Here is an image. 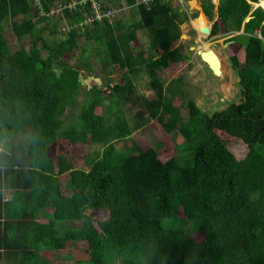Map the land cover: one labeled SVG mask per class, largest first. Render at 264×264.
<instances>
[{"label":"trees","instance_id":"trees-1","mask_svg":"<svg viewBox=\"0 0 264 264\" xmlns=\"http://www.w3.org/2000/svg\"><path fill=\"white\" fill-rule=\"evenodd\" d=\"M94 1L101 13L127 5V15L97 18L91 0H0V24L8 20L17 42L10 48L0 25V187L11 192L0 200L4 241L30 235L36 248L72 250L77 264H264V9L252 6L258 0H217L213 19L214 4L202 0L192 18L203 38L205 16L210 34L221 26L241 29L226 41L244 38L239 70L243 60L226 48L240 102L208 113L182 98L179 75L169 90L159 76L186 61L173 44L184 10L169 0ZM141 28L149 31L148 49L132 45ZM92 58L105 75L119 70L121 81L85 86L79 75L92 71ZM139 75L154 97L141 94L144 112L129 120L122 103ZM144 121L159 136L176 129L179 153L121 149ZM58 141L101 146L76 165L70 152H54ZM238 141L240 157L231 148ZM37 209L48 219L26 221ZM184 221L199 239L185 233ZM4 241L0 264L16 254L31 264L28 243L13 253Z\"/></svg>","mask_w":264,"mask_h":264},{"label":"rangeland","instance_id":"rangeland-1","mask_svg":"<svg viewBox=\"0 0 264 264\" xmlns=\"http://www.w3.org/2000/svg\"><path fill=\"white\" fill-rule=\"evenodd\" d=\"M121 1L123 2V0H120L119 2ZM169 1L173 7H177L178 5L180 9L186 12V19L178 23L179 36L173 42V44H179L182 51L187 54V58L186 61H183L182 63H180V65H175L160 70L159 76L163 83V88H165V90L171 89L173 84L170 78L174 77L175 75H179L180 79L177 82V87H179V91L183 96L182 98L184 100L187 98H192L196 105H198L202 110H205L208 113H211L221 104H228L232 101L236 102L237 100H239L240 86L237 84L238 77L235 75L233 68L231 67V64L228 60V53L226 48L229 46L230 50H232V52L235 54L237 60L242 61L244 38L240 37L233 41H226V38L232 34L241 32V29H239L238 31L223 33V29L220 26L217 34L208 33L204 38H202L207 42H205L204 45L203 43L201 45H203L205 48L210 47L214 49L221 60V73H219L218 76H215L210 72L207 66L196 54L195 49L199 47L198 45L200 43L197 40V32L192 27V24L190 22V18H193L199 12H202V0ZM210 1L214 4L212 18L215 19L216 15L214 9L217 0ZM261 2L263 4V1ZM123 8L124 9L115 11L118 17H125L127 15V8L125 6ZM205 18L207 21V25L210 27L212 20H208L206 16ZM0 25L2 26V33L7 40L8 46L10 48H13L17 45V42L10 32V24L8 23V20L2 21ZM138 31V38L132 41V45L135 49H148L149 31H146L145 28H141ZM21 41L25 43L24 40ZM81 43L82 41L79 40L80 45ZM92 61H94L92 71H82L79 75L80 79H82V82H85V86H90L91 84H97L98 86H101L106 78H108L111 83L120 80L119 70H117V72L105 75V68H101L98 61H96V58H92ZM137 77L138 79L134 80V91H132V93L130 92L129 98H126V100H124V102L122 103L124 112L129 120H133L134 118H136V114L144 112V105L142 102L143 97L141 96V94H143V96H146L147 98L154 97V94L149 91L144 84V75H141V77L139 75ZM102 89H104V87H102ZM106 92L107 90H102L103 97L104 95H106ZM177 96L178 94L173 91V98H175V103L180 102ZM79 97L80 92L79 96L77 95V98ZM180 106V114L185 118L187 114V108L184 107V105ZM95 110L98 111L97 109ZM180 144H183V142L176 129L171 131L169 134L163 133L159 136L157 130H154L145 121L143 122L142 126L133 130L128 136H126L122 139L121 142H119L121 149L128 147L129 150H133L136 148L143 149L148 146H154L159 156L163 154L168 155L170 153H179L180 148H177V146ZM100 146V143L90 144L88 142H76L73 145H69L65 144L64 142L58 141L55 145L54 152H58L59 150L70 152L72 161L76 165H83V157H85L91 150L97 147L99 148ZM231 148L235 156L237 157H240L244 154V144L240 143V141L235 142V144L232 145ZM50 151H53L52 147H50ZM64 177L65 176L63 175L61 176L62 181L64 180ZM91 215L93 217H96V213H91ZM183 227L186 230L185 233L195 238H200V236H197L196 234L198 232L195 231V229L193 230V227H190V223L188 221L183 222ZM70 255V264H77L72 253H70Z\"/></svg>","mask_w":264,"mask_h":264},{"label":"crops","instance_id":"crops-1","mask_svg":"<svg viewBox=\"0 0 264 264\" xmlns=\"http://www.w3.org/2000/svg\"><path fill=\"white\" fill-rule=\"evenodd\" d=\"M190 22L192 24V27L195 29V27L192 23V18H190ZM196 32H197V40L200 43V42H202L201 35L199 34V32L197 30H196ZM201 44L202 43H200L198 46H200ZM203 45H201V46H203ZM114 82H119V81H114ZM0 146H1V143H0ZM0 170H2L1 165H0ZM64 176L66 177V175H64ZM65 177H64V179H65ZM10 196H11V192H10L9 188L0 187L1 204L4 200L9 199ZM49 216L50 215H48L45 210L37 209L33 212V216L30 219H27L26 221H28L32 224L33 223L36 224V223H39L42 221H46ZM3 221H4V216L1 215L0 216V240L2 239L4 241L5 238L2 237L3 236V234H2ZM15 227H23V226L15 225ZM11 231L12 230H8L7 232L10 233ZM17 232H21V231L17 229L16 233ZM29 236L30 235H24L23 239L21 237H17L16 239H7V241H4L9 246L8 251H11L13 253H18L19 251H22V250H19V248H15V247L19 246L22 243H28L26 250L27 251H35V253H36V255L33 256L34 259L30 261L31 264H36V263H40V262L42 264H70V261H69L70 258L69 257L71 256L70 253L72 252V250L66 248V251H64V252H63V250H55L54 253H51L50 250H46V249L44 250L42 248H36L33 240L32 241L27 240V238ZM0 253H3V250L0 249ZM21 259H22L21 255L16 254L15 257H13L14 262L12 263L10 261V263L11 264H22ZM27 264H29V262Z\"/></svg>","mask_w":264,"mask_h":264},{"label":"water","instance_id":"water-1","mask_svg":"<svg viewBox=\"0 0 264 264\" xmlns=\"http://www.w3.org/2000/svg\"><path fill=\"white\" fill-rule=\"evenodd\" d=\"M253 4V2H252ZM259 4L254 3V6H257ZM261 6V5H260ZM249 18V15H246L244 17V20H247ZM204 32H207L206 34L209 33L210 27H203L202 28ZM239 33V32H238ZM196 50V54L198 55V57L205 63V65L207 66V68L210 70V72L215 75L218 76L219 75V70H218V66H219V59L217 57V54H215V52H213L210 49L207 50H200L198 48L195 49ZM245 64V60H243L239 65L235 66V70H239L242 66H244ZM240 102V100H237L236 103ZM227 106L226 103L219 105L216 109L219 111L223 108H225Z\"/></svg>","mask_w":264,"mask_h":264},{"label":"built area","instance_id":"built-area-1","mask_svg":"<svg viewBox=\"0 0 264 264\" xmlns=\"http://www.w3.org/2000/svg\"><path fill=\"white\" fill-rule=\"evenodd\" d=\"M80 1H84V0H80ZM73 3H74V2H71L69 5H73ZM39 4H40V0H32V5H34V6H39ZM90 5H91V7H92V13H93V16H95V17H97V18H99L101 15H109V14L112 13V12L115 13L116 10L124 9L123 7H121V8H115L114 10H108V11H106V12L101 13V12H99V10H98V8H97L98 6H97V4H96V2H95L94 0H91ZM55 10H58V9H55ZM53 11H54V10H53ZM50 12H52V9H51ZM90 19H91V17L89 16V17L87 18V20H90Z\"/></svg>","mask_w":264,"mask_h":264},{"label":"bare ground","instance_id":"bare-ground-1","mask_svg":"<svg viewBox=\"0 0 264 264\" xmlns=\"http://www.w3.org/2000/svg\"><path fill=\"white\" fill-rule=\"evenodd\" d=\"M258 1H259V0H258ZM258 1H257V2H253V4H254V3H258ZM258 4L261 5V6L264 8V1H263V4H262V2H259ZM199 34L201 35L200 32H199ZM202 38H203V37H202V35H201V40H202V42H200V43H203V44H204L205 42H207V41H204ZM198 49H200V50H207V49H210V50H212L213 52H215V54H217L216 51H215L214 49L210 48V47H209V48H205L204 46H199ZM217 57H218V59H219V66H218V70H219V71H218V72L221 73V60H220V58H219L218 55H217Z\"/></svg>","mask_w":264,"mask_h":264},{"label":"clouds","instance_id":"clouds-1","mask_svg":"<svg viewBox=\"0 0 264 264\" xmlns=\"http://www.w3.org/2000/svg\"><path fill=\"white\" fill-rule=\"evenodd\" d=\"M143 2H144L145 4H147L148 0H143ZM123 7H124V6H123ZM125 7H127V5H126ZM263 9H264V8H263Z\"/></svg>","mask_w":264,"mask_h":264}]
</instances>
